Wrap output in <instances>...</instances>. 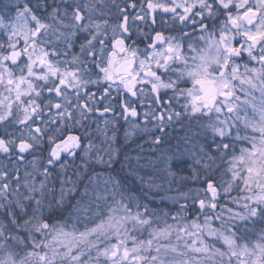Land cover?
I'll return each mask as SVG.
<instances>
[{"label":"snow or ice","instance_id":"obj_1","mask_svg":"<svg viewBox=\"0 0 264 264\" xmlns=\"http://www.w3.org/2000/svg\"><path fill=\"white\" fill-rule=\"evenodd\" d=\"M0 264H264V0H0Z\"/></svg>","mask_w":264,"mask_h":264},{"label":"flooded vegetation","instance_id":"obj_2","mask_svg":"<svg viewBox=\"0 0 264 264\" xmlns=\"http://www.w3.org/2000/svg\"><path fill=\"white\" fill-rule=\"evenodd\" d=\"M125 127H127V125H125ZM187 130H188L187 128L182 127L179 124H176L173 127L169 128L168 132L173 138H179V137L183 136ZM191 130L193 132L198 131L195 124L191 125ZM119 139L121 142L120 146L122 148V151H124L127 155H129L130 157L133 158V160H132L133 164L136 163L135 157L137 156V152H141L140 155L144 158L141 160V162H140L141 164H144L146 162L147 158L151 155L150 143L146 142L143 137L133 136V137L129 138L127 141H125L123 135H121ZM97 143H99V141ZM138 145H142L143 150H137L138 148H140V147H138ZM121 159H122V157H121ZM146 172L150 173L151 169L148 167H144V168L139 170V175L145 174ZM129 176L134 178V176H132V175H129Z\"/></svg>","mask_w":264,"mask_h":264},{"label":"bare ground","instance_id":"obj_3","mask_svg":"<svg viewBox=\"0 0 264 264\" xmlns=\"http://www.w3.org/2000/svg\"><path fill=\"white\" fill-rule=\"evenodd\" d=\"M137 150H141V148H138ZM140 154H141V152H137V155H140ZM121 174L124 175L125 173H121ZM145 174H147V172ZM145 174H142L141 176H144ZM127 184L129 186V188L136 194L143 193L146 190V188H147V185L142 184L139 181V179H137L135 177L132 178V177L129 176L127 178Z\"/></svg>","mask_w":264,"mask_h":264}]
</instances>
